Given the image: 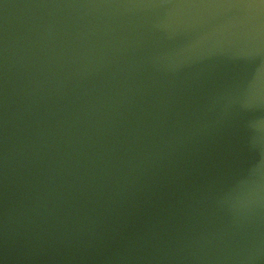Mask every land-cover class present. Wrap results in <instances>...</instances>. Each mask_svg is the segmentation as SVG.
I'll return each mask as SVG.
<instances>
[{"label": "water", "instance_id": "obj_1", "mask_svg": "<svg viewBox=\"0 0 264 264\" xmlns=\"http://www.w3.org/2000/svg\"><path fill=\"white\" fill-rule=\"evenodd\" d=\"M0 264H264V0H0Z\"/></svg>", "mask_w": 264, "mask_h": 264}]
</instances>
